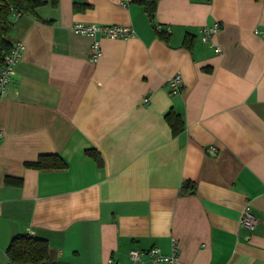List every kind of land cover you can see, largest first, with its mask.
Instances as JSON below:
<instances>
[{
  "label": "crops",
  "instance_id": "1",
  "mask_svg": "<svg viewBox=\"0 0 264 264\" xmlns=\"http://www.w3.org/2000/svg\"><path fill=\"white\" fill-rule=\"evenodd\" d=\"M35 13L51 21L15 13L7 34L24 50L0 96V264H165L130 258L152 247L173 264H264V0H158L153 21L137 0H47ZM77 21L135 34L99 37L90 60ZM42 153L66 166L24 164ZM246 205L253 229L240 222ZM24 232L47 241L45 263L8 258Z\"/></svg>",
  "mask_w": 264,
  "mask_h": 264
},
{
  "label": "trees",
  "instance_id": "2",
  "mask_svg": "<svg viewBox=\"0 0 264 264\" xmlns=\"http://www.w3.org/2000/svg\"><path fill=\"white\" fill-rule=\"evenodd\" d=\"M144 8L146 15L150 21H153L158 0H137ZM52 5H56L57 0H49ZM47 3V0H0V64L2 63L3 54L9 50L11 43L7 39L12 26V17L15 13H29L35 15L39 20L50 22V19H44L36 15L37 6ZM155 27V26H154ZM156 35L167 41V34L155 27ZM192 37H187L185 45L190 47ZM165 119L171 127L173 134H178L183 130V122L179 114L168 111ZM87 153L93 156L97 161H101L97 151L93 149L87 150ZM27 167L37 169L63 168L66 166L63 159L56 153H42L35 160L26 161ZM11 177L6 176L5 182H10ZM21 183V179L16 180ZM194 183L185 180L181 186L182 193H192ZM8 258L14 262L21 263H45L48 259V243L45 239L35 237L26 232L13 236L6 248Z\"/></svg>",
  "mask_w": 264,
  "mask_h": 264
},
{
  "label": "built area",
  "instance_id": "3",
  "mask_svg": "<svg viewBox=\"0 0 264 264\" xmlns=\"http://www.w3.org/2000/svg\"><path fill=\"white\" fill-rule=\"evenodd\" d=\"M129 0H120L122 5H126ZM218 24L205 26L200 30V38L202 41H209L211 37L217 33ZM72 30L77 34L92 35L90 60H96L102 54V47L99 37L119 38L134 36L135 31L130 25L122 24H99L77 21L72 24ZM255 34L259 35L264 41V27L257 26L254 28ZM24 43L17 41L11 44L7 52L3 54L2 63L0 64V96L7 93L8 84L14 76L15 66L22 57ZM216 50L220 51V46L216 45ZM170 94L177 93L182 88V77L180 72H175L170 76L166 83ZM144 102L148 101L147 97L143 98ZM1 135V132H0ZM256 217L252 213L250 206L246 205L242 211L240 222L243 226L253 229L256 224ZM130 258L134 262H139L143 255L149 256L154 262H164L165 264H173L177 259L176 253L165 255L161 253L159 248L152 247L146 250L131 249ZM103 264H117L113 258H108Z\"/></svg>",
  "mask_w": 264,
  "mask_h": 264
}]
</instances>
